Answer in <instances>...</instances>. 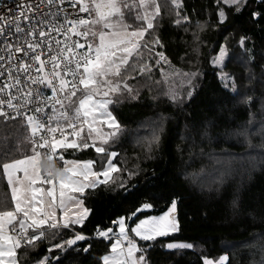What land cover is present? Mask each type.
I'll return each instance as SVG.
<instances>
[{
    "label": "trees",
    "instance_id": "trees-1",
    "mask_svg": "<svg viewBox=\"0 0 264 264\" xmlns=\"http://www.w3.org/2000/svg\"><path fill=\"white\" fill-rule=\"evenodd\" d=\"M177 3L180 7L170 0H161L154 27L145 34V42L158 37L162 46L155 45L151 53L145 49L142 58H130L132 64L147 61L152 66L151 79L137 75L131 68L124 73V76H135L127 83L139 92L137 99L132 100L127 91L107 98L114 101L108 109L118 121L119 130L118 138L103 146L108 153H117L120 171L112 173L107 184L85 190V206L92 211L84 225H74L72 229L82 230L90 238L92 247L87 254L68 251L63 255L62 264H101L99 258L110 251L111 239L96 237L94 229L97 225L115 227L112 221L125 215L133 204L138 206L141 200H147L154 207L146 213H137L138 218L163 213L176 198V216L182 226L177 233L157 238L159 243L147 253L152 264H203L204 258H218L229 245L256 234L264 236V137L251 151L235 135L252 128L251 124L264 122V75L261 74L264 18L251 17L247 7L236 13L220 0L227 17L221 23L217 0H177ZM178 8L181 15L176 14ZM125 13L129 14L127 10ZM185 15L188 20L183 19ZM135 16L136 11L130 13L127 23L135 29L144 27V21H137ZM177 20L179 24L175 23ZM241 37L247 38L244 50L239 43ZM221 45L227 47L231 57H226L223 71L232 74L239 85V94L231 92L232 79L229 89H224L218 76L220 68L212 64ZM157 52H163L166 59L156 56ZM241 55L244 61L254 57V63L243 66L237 59ZM196 71L200 73L196 80L198 87L189 102L185 73ZM78 87L81 91L73 98L75 106L83 98V86ZM173 92L181 99L180 103L170 101L168 94ZM249 96L253 97L250 104L245 102ZM68 110L71 114L74 107ZM29 134L23 119L5 121L0 117V149H11L17 144L20 147L7 157L0 151V164L33 154L30 141L25 139ZM87 143L88 148L59 152L65 159L93 160L94 169L102 170L107 155L96 153L95 143ZM247 153L254 159L241 160ZM229 161L234 162L232 171L223 165ZM249 162L254 163V168ZM129 171L137 173L131 180L136 188L124 193L119 185ZM188 172L201 179L192 183L185 175ZM211 176H216L215 182L210 181ZM12 209V194L0 167V211ZM127 224L133 226V220ZM72 229L49 230L35 247L17 249L19 264H36L45 255L49 260L53 255H61L59 250L48 253V249L53 243L74 235ZM224 240L230 244H221ZM137 242L138 246L154 243L140 239ZM169 242H188L194 247L169 250L163 247ZM84 244V241L77 242L78 247ZM225 264L250 263L246 257L244 263L230 258ZM254 264H264V257L259 256Z\"/></svg>",
    "mask_w": 264,
    "mask_h": 264
},
{
    "label": "snow or ice",
    "instance_id": "snow-or-ice-1",
    "mask_svg": "<svg viewBox=\"0 0 264 264\" xmlns=\"http://www.w3.org/2000/svg\"><path fill=\"white\" fill-rule=\"evenodd\" d=\"M173 2L180 7L177 0ZM66 3L72 12L64 7ZM153 3L154 0H37L35 3L33 0H19L18 15L12 16L11 9L7 17L0 14V20L15 25L14 29H7L9 39H4L6 29L0 27V117L5 121L18 118L24 120L30 132V136L25 139L31 142L33 153L0 164L11 188L14 204V209L0 211V264H19L17 249L35 247L41 239L46 238L49 230L72 229L74 225H84L92 211L85 206V190H95L100 185L107 184L112 179L111 174L120 171L113 159L117 153H108V149L103 146L118 138L119 130L118 121L108 109V105L114 101L107 97L127 91L132 100L137 99L139 92L127 83L128 79H135V76H124L129 68L137 75H147L151 79L152 66L147 61L132 64L130 58H142L145 49L151 53L155 45L162 46L158 37L145 42V34L148 29H153L154 17L159 13L158 7L154 12L151 10ZM223 3L230 9L234 8L236 13L247 7L251 17L264 18V7H259L264 6V0H223ZM216 6L219 8L220 22L223 23L227 17L225 9L220 7V0H217ZM257 8L259 10H253ZM125 10L129 14L135 10V19L143 20L147 27L141 26L130 31L132 25L124 22ZM93 11V19L77 18L79 13L91 15ZM183 19L188 20V16L185 15ZM22 21L26 22L23 27ZM175 23L179 24L180 21ZM97 24L102 26L98 32L99 43L88 42L89 35H97L89 25ZM80 38H84L85 42L81 43ZM246 39L241 37L239 42L242 50L245 49ZM155 55L165 58L163 52ZM226 57H229L228 49L221 45L212 64L220 67L218 76L224 89H229L228 81L232 79L231 92L239 94V85L232 74L223 71ZM237 59L242 60V55ZM156 62L160 63L159 60ZM245 63H254V57ZM261 74L264 75V65L261 66ZM199 75V71L185 73L189 102L198 87L196 80ZM69 76L71 80L68 79ZM77 76L80 77L79 85L83 86V98L75 106L73 98L81 91L76 83ZM101 86L107 90L102 91ZM42 88L49 89L50 94L45 95ZM94 95L102 98L94 99ZM168 97L172 103L181 102L174 92L169 93ZM252 101L253 97L245 98V102L249 104ZM57 105L60 106L59 109ZM73 107L74 112L70 114L68 109ZM49 108L51 114L46 111ZM98 120L113 130L105 133L96 126ZM78 121L81 122L79 128ZM83 125L88 126L89 138L95 133V139L101 142V146H95V152L107 155L108 162L99 172L93 169L95 161L67 160L58 151L89 147L81 135ZM65 128L71 129V132H65ZM56 133L60 134L59 138ZM40 149L46 151L41 152ZM19 150V144L11 149H0L5 157L9 152ZM42 157H46L48 161L47 170L40 167ZM57 160L63 162L62 168L56 166ZM17 173H23V176H18ZM136 175L137 173L129 171L127 178L121 179L119 187L124 193H131L136 188V184L131 183ZM43 185L49 187L45 189ZM57 186L58 202L55 195ZM70 192L79 193L80 196L68 195ZM153 207L147 200H141L138 206L133 204L125 215L112 221L113 226L118 225V238L115 243L110 242L111 254L99 258L102 264H152L147 253L155 243H159L157 238L168 237L182 229L175 215L176 198L171 200V205L162 215H146L144 219L137 217V213H146ZM57 208L60 211L59 219ZM128 220H133L134 226L128 225ZM72 230L74 235L53 243L48 249V253H52L53 249L59 250L61 255H53L51 260L45 255L36 264H62L63 255L70 250L89 253L92 247L90 238L82 230ZM113 230V227L107 225H97L94 235L108 239ZM129 232L134 236H130ZM135 237L140 241L154 243L138 246ZM79 241H84L85 244L78 247ZM125 241L126 248L122 247ZM163 247L169 250L192 249L194 245L188 242H169ZM137 253L141 254L136 255ZM228 259L226 255H221L216 261L204 258L203 264H225Z\"/></svg>",
    "mask_w": 264,
    "mask_h": 264
},
{
    "label": "rangeland",
    "instance_id": "rangeland-1",
    "mask_svg": "<svg viewBox=\"0 0 264 264\" xmlns=\"http://www.w3.org/2000/svg\"><path fill=\"white\" fill-rule=\"evenodd\" d=\"M161 0H154V3L152 5V11L154 12L156 7L160 8V3ZM173 2V0H170ZM223 1V0H222ZM138 2V0H137ZM174 3V2H173ZM176 4V3H174ZM135 11V10H134ZM180 10L179 8L177 9V12L176 14H180ZM129 14L125 13V20L124 22L127 23V16ZM95 18V11H93L91 13V19ZM182 18V17H181ZM128 24V23H127ZM101 25L97 24V25H89V28L93 31H96L97 32V35L96 36H92V35H89V37L87 38V41L88 42H91V43H99V39H98V32L99 30L101 29ZM147 27V24L144 22V28ZM130 31L131 30H135V28H130L129 29ZM105 31H107L105 29ZM219 53V52H218ZM215 54L214 56L218 55ZM213 56V57H214ZM213 59V58H212ZM242 65H246V67H248V64L245 63V61L242 59ZM218 68H220L219 66H217ZM225 73H228V72H225ZM250 76V75H249ZM252 77V76H250ZM231 80V79H230ZM230 80L228 81V83L230 82ZM231 83V82H230ZM92 87V86H90ZM102 87V86H101ZM107 89L106 88H103L102 87V91H106ZM117 93L115 94H110L112 96L116 95ZM102 97L101 96H98V95H94V99H101ZM108 98V97H107ZM67 103V101H65ZM79 104V102H78ZM77 104V106H78ZM74 112V110H73ZM50 114H51V110H50ZM81 126V122H77V127L79 128ZM97 127L101 128L105 133H108L110 131H112L113 129L109 128L107 125H105L104 123L100 122L98 120L97 122ZM252 128L242 132H237L235 133L236 136H238L239 138H241V143L245 142L247 144V149L248 147H251V151H254L253 147L256 146L258 143L261 144V142H263V137H264V122L261 123V122H257V123H254V124H251ZM88 126L87 125H83V131L81 133L82 137H84V139L86 140V142H91V143H95V146H100L101 145V142L99 141V139H95V133H93L92 137L89 138L88 136ZM243 136V137H242ZM245 138V139H244ZM234 139V138H233ZM250 140H253V142H250ZM257 143V144H256ZM94 146V147H95ZM260 147V146H259ZM258 147V148H259ZM257 148V150H258ZM117 156L114 157V162L116 163L117 161ZM253 160L254 158L251 157L248 153L245 154L244 157L241 158V160ZM67 160H73V158H67ZM83 161H86V160H83ZM108 161L106 160L105 164L107 163ZM230 162V163H229ZM229 162H223V165L228 169V171H232L233 170V167H232V164L234 162L232 161H229ZM218 164V162H215ZM248 164H250V166H252V168H254V163L253 162H249ZM40 167H41V164H40ZM63 167V164L61 165V168ZM42 168V167H41ZM93 169H94V166H93ZM95 170V169H94ZM97 171V170H95ZM101 171V170H100ZM99 172V171H98ZM116 173V172H115ZM18 176H23V173H17ZM190 180L192 183H196L197 182V179H201L199 177H192L193 175L190 174L189 172L185 174ZM112 176V174H111ZM4 178L6 179L7 181V178L4 176ZM82 179V177H81ZM100 179L102 180L103 177H100ZM203 181V180H202ZM210 181L211 182H215L216 181V176H211L210 177ZM8 183V182H7ZM9 186V185H8ZM45 189L47 188L44 187ZM10 191H11V188L9 187ZM56 195V199H57V202H58V199H59V191H58V186H57V191L55 193ZM68 195H72V196H77L79 197V193H68ZM49 200H51V198H48ZM171 205V204H170ZM169 205V206H170ZM69 208H71V205H69ZM168 210V208L164 211L166 212ZM163 212V213H164ZM163 213H161L160 215H162ZM59 215H60V211L59 209L57 208V219H59ZM176 215V213H175ZM145 217V216H144ZM118 227V225H117ZM221 244H224V245H229L230 242L227 241V240H224ZM141 253H137L136 255H140ZM222 255H226L229 257V259L231 258L232 260L236 261V262H239V263H244L246 262V257L248 258L249 260V263L250 264H254V262L256 261V259L260 256V258H263L264 257V236L260 235V234H256L255 236H253L252 238L248 239V240H245L241 243H238V244H233V245H229L228 247V250L223 252ZM220 257V256H219ZM216 258V259H212L214 261L218 260L219 259ZM209 259V258H208Z\"/></svg>",
    "mask_w": 264,
    "mask_h": 264
},
{
    "label": "built area",
    "instance_id": "built-area-1",
    "mask_svg": "<svg viewBox=\"0 0 264 264\" xmlns=\"http://www.w3.org/2000/svg\"><path fill=\"white\" fill-rule=\"evenodd\" d=\"M33 2L35 3V2H37V0H33ZM18 4H19V0H0V14H3V15H5L7 17L8 12H9V9H11V15L12 16L18 15L19 12H20V8L18 7ZM64 7L69 12H72L73 11L70 7H68L67 3L64 5ZM46 10L47 9H42V11H46ZM80 17H83L85 19H91V15H89L88 13H79L78 16H77V18H80ZM25 23L26 22H23L22 21L21 22V26L23 27ZM0 27L6 29L4 39H9V37L7 35V29H10V28L11 29H14L15 28V25L14 24H8V23H6V21L0 20ZM80 41H81V43H84L85 42V39L84 38H80ZM45 59H47V57H45ZM49 69H50V65H49ZM68 79L71 80L72 79L71 76H69ZM79 79H80V77L77 76V78H76L77 85H79ZM42 91L45 93V95H49L50 94V90L47 89V88H42ZM56 107H57V109H59L60 106L57 105ZM50 110H51L50 108L49 109H46V111H48L49 114H50ZM1 118H3V117H1ZM45 121H47V117H45ZM65 132H71V129L65 128ZM56 136H57V138H59L60 134L59 133H56ZM40 151L41 152H45L46 150L45 149H40ZM39 163L41 164V167H42L43 170H47L48 169L49 165H48V161H47L46 157H42L40 159ZM61 164L62 163H61L60 160H57L56 161V166L57 167H61Z\"/></svg>",
    "mask_w": 264,
    "mask_h": 264
},
{
    "label": "crops",
    "instance_id": "crops-1",
    "mask_svg": "<svg viewBox=\"0 0 264 264\" xmlns=\"http://www.w3.org/2000/svg\"><path fill=\"white\" fill-rule=\"evenodd\" d=\"M49 187L48 185H43L42 187ZM161 214V213H160ZM160 214H157L156 216H159ZM149 215H152V214H149ZM144 218H146V216L144 217V216H142V217H140L139 219H144ZM136 222H138V220L136 221ZM134 226V225H133ZM114 228V230H113V232L112 233H109V236H108V238H110L111 239V243H115L116 242V239L118 238V232H119V229H118V227H117V225L115 226V227H113ZM126 231H129V230H127V228H126ZM129 235L130 236H134V234H132V233H130L129 232ZM138 237H135V241L137 242L138 241ZM111 243H110V251L108 252V254L110 255L111 254V252H112V249H111ZM138 243V242H137ZM122 247H127V242L125 241L123 244H122ZM101 264H102V262H101Z\"/></svg>",
    "mask_w": 264,
    "mask_h": 264
}]
</instances>
